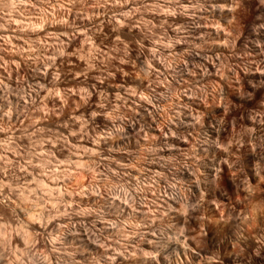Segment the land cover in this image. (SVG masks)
Instances as JSON below:
<instances>
[{"label":"clouds","instance_id":"obj_1","mask_svg":"<svg viewBox=\"0 0 264 264\" xmlns=\"http://www.w3.org/2000/svg\"><path fill=\"white\" fill-rule=\"evenodd\" d=\"M0 264H264V0H0Z\"/></svg>","mask_w":264,"mask_h":264}]
</instances>
